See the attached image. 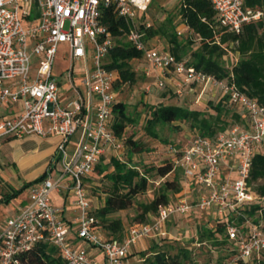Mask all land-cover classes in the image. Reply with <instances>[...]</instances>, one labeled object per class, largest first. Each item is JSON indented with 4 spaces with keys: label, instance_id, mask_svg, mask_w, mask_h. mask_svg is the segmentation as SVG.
I'll return each mask as SVG.
<instances>
[{
    "label": "built area",
    "instance_id": "2783aa9c",
    "mask_svg": "<svg viewBox=\"0 0 264 264\" xmlns=\"http://www.w3.org/2000/svg\"><path fill=\"white\" fill-rule=\"evenodd\" d=\"M150 1L0 0V109L7 111L0 117V141L30 134L55 135L59 138L56 154L61 168L57 178L47 174L33 185L30 203L7 218L0 232V264H17L19 255L39 240L55 245L67 264H127L131 247L142 238L162 237V225L172 217L209 208L223 217L238 213V205L257 198L247 179L252 156L264 143V106L238 92L234 85L186 66L168 51L148 46L137 12L146 10ZM111 5L127 21V38L142 53L143 72L155 77L154 83H163L158 71H175L186 83L209 81L222 93H230L248 120L246 129L235 126L212 137L194 134L180 149L169 147L173 165L181 169L183 176L181 192L174 202L161 207L155 218L130 225L121 239H105L98 233L85 185V177L100 155L108 148L116 155L123 151L120 138L109 125L117 74L104 64L112 39L100 22L103 7ZM212 5L218 23L234 32L262 15L261 11L246 8L245 0H212ZM62 43L69 47L65 57L70 63L68 83L74 93L65 99L60 96L61 85L53 72ZM77 60L85 65L83 89L74 81ZM77 134L70 147L71 138ZM66 176L69 181L64 180ZM192 182L196 189L190 187ZM65 187L72 189L78 212L76 237L94 247L101 259L86 246H72L61 208L50 199L53 191ZM246 222L245 232L235 225L227 227V235L236 245L235 253L208 264L246 263L264 254V223L251 222L250 218Z\"/></svg>",
    "mask_w": 264,
    "mask_h": 264
},
{
    "label": "trees",
    "instance_id": "16d2710c",
    "mask_svg": "<svg viewBox=\"0 0 264 264\" xmlns=\"http://www.w3.org/2000/svg\"><path fill=\"white\" fill-rule=\"evenodd\" d=\"M156 2L158 0H151L148 7ZM177 7L179 18L177 23L170 15H166L159 25H154L148 19V8L137 12V20L144 29L148 46L160 51H168L186 66L234 85L238 92L264 106V0H245L246 8L261 11L262 15L258 19L244 23L240 32L230 31L218 23L212 0H177ZM100 22L108 29L112 39V47L104 59V64L107 68L116 71L113 87L118 89L124 83L134 82L136 71L132 68L131 61L143 59L142 53L128 40L127 21L118 15L114 6L103 7ZM146 22L150 23L149 26H145ZM183 33L187 38L181 40L179 36ZM158 36L165 39L168 45L153 44V40ZM196 41L197 47L191 51L189 58H184V48ZM229 47H232L230 49L237 54V57H227L230 53ZM172 73L177 74L175 71ZM143 74L147 76L144 72ZM227 102L235 103L230 93L221 92L217 103L209 102L210 108L214 111L209 114L203 110L176 104H146L148 115L144 121V129L151 137L159 138L157 126L174 122H185L191 131L207 137L219 132H228L235 126L248 128L247 116L241 107L233 113L240 125L228 126L222 117L223 106ZM135 122L136 120L127 112L126 104L116 100L109 125L121 140L122 155L103 153L99 156L92 172L85 177L87 180L96 176L106 181V185L101 188L104 198L100 205L92 208L91 202V209L96 218L95 225L104 231L105 239H121L124 236L123 220L115 216V213L132 206L136 196L145 193L155 178L161 180L158 190L151 200L136 203L137 212L133 223L148 222L155 218L161 207L175 201L184 185V181L175 174L176 170L181 171V169L174 167L173 155L168 153L169 147L175 146L180 149L184 144H168L167 157L163 162L147 164L142 160L143 153L148 150L144 143L133 135L124 136L127 125ZM7 138L2 139L0 143ZM262 148L264 143L252 156L247 179L251 192L257 196L255 200L238 205L236 212L239 214L233 211L220 217L212 208L195 209L188 214L195 222L203 221L195 241L200 245L209 241L216 249L214 251L220 254L205 262H194L191 250L187 246L177 247L175 252L171 253L157 250L156 246L152 245L150 246L152 256L145 259L147 264H208L212 260L228 259L235 253L236 245L234 240L229 239L227 227L235 225L245 232L248 229L247 218L254 223H264V150ZM170 174H173V177L169 178ZM45 176L43 174L38 179H43ZM28 184L30 182L24 187ZM190 187L197 188L194 182ZM10 197L1 201L7 202ZM166 222L162 225L163 231ZM257 259L253 256L248 262L237 264H247ZM17 264L67 263L55 245L48 240H39L28 251L19 255Z\"/></svg>",
    "mask_w": 264,
    "mask_h": 264
},
{
    "label": "rangeland",
    "instance_id": "374dc122",
    "mask_svg": "<svg viewBox=\"0 0 264 264\" xmlns=\"http://www.w3.org/2000/svg\"><path fill=\"white\" fill-rule=\"evenodd\" d=\"M178 7L177 0H158V2L148 7V19L153 22L154 25H159L166 15H170L174 22H178ZM187 35L183 33L179 36V39L184 40ZM153 44L157 46H167L165 39L158 36L153 40ZM197 41L184 48V58H189L190 53L197 47ZM232 47H229L230 53L227 56L230 58L237 57V54L231 51ZM69 47L66 43H62L58 46L57 55L53 66V72L58 77L60 85L63 88L69 89L70 83H68V72L70 68L69 59L65 57ZM91 65V60H88ZM145 65L144 59L131 61L132 68L136 71L135 80L131 83H124L118 89H114L115 99L126 104L127 112L136 120L133 124H128L124 133V136L133 135L148 148L143 153L145 162L152 164H160L164 158L167 157L166 148L168 144L179 143L186 144L191 136L196 132L191 131L189 125L185 122H174L170 124L158 125L157 132L159 138H153L148 135L144 129V121L147 113L146 104H176L181 106L190 107L192 109H198L206 111L207 114L214 113L210 108L209 102L217 103L221 97V90L219 88L207 83L189 82L183 81V77L180 74H173L172 72L165 74H158L163 83L160 85L155 82V77L145 76L143 74V66ZM85 71V65L83 61L77 60L74 63L73 75L74 81L77 86L84 88L81 83L83 79V73ZM235 110H240V106H237V102H227L223 106V119L228 123V126L240 125L239 121L235 118L233 113ZM179 129H176L178 128ZM165 140V141H163ZM264 150V148H262ZM107 152L113 154L112 149H107ZM118 155H122L119 153ZM176 176L183 180V176L180 170H176ZM173 177V174L168 176ZM160 179L155 178L149 185L148 190L139 194L135 198V202L127 209L120 210L115 213V216L122 218L125 227L134 222V216L136 214V203L147 202L152 199L156 194ZM86 189L92 202V208L99 206L104 198V194L101 188L106 185V181L101 177L92 176L90 179L85 180ZM190 195V194H189ZM192 196V194L190 195ZM10 213V209H4L0 206V219ZM203 221L195 220L191 216H175L170 221L166 222L163 226L166 235L158 239L156 243L157 250H166L168 252H175L177 247L187 246L191 250V255L194 258V262H205L215 257L216 249L211 245L209 241L205 244H198L195 240L198 237V231L202 226ZM139 244L144 245V240H139ZM152 241H147V249L138 248L133 250L130 255L129 264H147L148 257H151ZM213 249V250H212ZM142 252H145L143 254ZM247 264H264V254H261L260 258L256 261Z\"/></svg>",
    "mask_w": 264,
    "mask_h": 264
},
{
    "label": "crops",
    "instance_id": "0c3cea01",
    "mask_svg": "<svg viewBox=\"0 0 264 264\" xmlns=\"http://www.w3.org/2000/svg\"><path fill=\"white\" fill-rule=\"evenodd\" d=\"M162 73H169V71L157 72V74ZM73 94V90L70 87L67 89L61 86L60 96L62 99ZM6 113L5 109H0V117ZM77 136L78 134L71 138L70 147L75 144ZM58 140L59 138L55 135L42 137L30 134L21 138L9 137L0 143V206L4 209H10V213L0 219V232L7 218L15 215L30 203V188L41 181L42 178L38 179L40 176L50 174L52 179H55L59 175L61 168L56 154ZM64 180L69 181V176H66ZM29 182L30 184L24 187ZM9 196L11 197L7 202L1 201ZM73 198V192L70 187H65L60 191H53L50 195L52 204L61 208V217L68 228V237L72 246H86L94 256L101 259L102 256L94 247L76 237L78 224L75 218L78 212L73 204ZM128 228L129 226L125 227L124 224V235L127 233ZM97 231L101 236H104V231L100 227H97ZM159 238L161 237L142 238L144 245L139 244L138 240L127 255V264L130 263V255L134 248L137 250L138 248L147 249V241H152L154 246L158 243Z\"/></svg>",
    "mask_w": 264,
    "mask_h": 264
}]
</instances>
